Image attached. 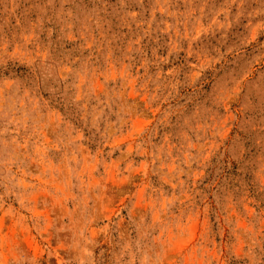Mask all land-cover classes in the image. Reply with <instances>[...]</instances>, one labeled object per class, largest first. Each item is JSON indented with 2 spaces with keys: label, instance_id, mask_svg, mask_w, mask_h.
Wrapping results in <instances>:
<instances>
[{
  "label": "rangeland",
  "instance_id": "374dc122",
  "mask_svg": "<svg viewBox=\"0 0 264 264\" xmlns=\"http://www.w3.org/2000/svg\"><path fill=\"white\" fill-rule=\"evenodd\" d=\"M0 264H264V0H0Z\"/></svg>",
  "mask_w": 264,
  "mask_h": 264
}]
</instances>
